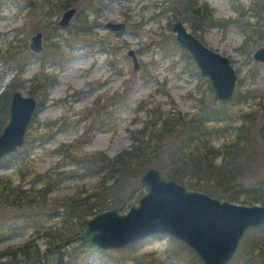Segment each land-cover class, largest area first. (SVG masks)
<instances>
[{"label": "rangeland", "instance_id": "374dc122", "mask_svg": "<svg viewBox=\"0 0 264 264\" xmlns=\"http://www.w3.org/2000/svg\"><path fill=\"white\" fill-rule=\"evenodd\" d=\"M30 1L0 0V94L14 78L17 90L29 95L30 85L25 80L39 73L56 76V83L48 90V97L36 115L41 123L38 131L46 133V136L41 141H35L28 151L37 172L44 173L53 168L60 160V156L54 152L57 145L78 139L83 134V127L90 122L94 124L95 134L84 149L101 151L112 157L130 146V131L142 126L147 118V109L160 108L164 112L180 111L183 114H190L201 104L211 107L218 104L212 88L209 89V80L200 75L195 63H188L185 58L172 51L171 41L172 38L175 41V38L171 25L180 17L172 15L167 0H102L105 8L95 21L93 31L98 36L105 37V40L92 46L81 44L74 36L75 17L81 7L78 2L85 3L86 0H70L69 8L74 7L76 13L65 28L57 26L64 10L45 13V9L34 8L35 3L31 5ZM46 1L53 3L63 0ZM204 1L213 9L214 17L220 19L236 18L239 14L236 6L241 4L247 10L251 2V0ZM88 20H93V16H88ZM126 20L131 24L129 25ZM244 20L258 23L254 27L256 28L254 37L259 38L261 35L263 41L260 45L243 46L246 37L244 27L233 23H228L225 27L215 24L202 32L200 38L207 46L230 58L238 76L233 96L243 99L244 95L248 94L253 98L240 104L244 110L251 111L255 108V102L264 95V64L252 58L255 49L264 46V8L259 19L248 12L240 22L243 24ZM50 21L56 23L58 30H53L49 26ZM108 21L124 22L126 29L122 32L107 30L105 24ZM183 22L190 31L188 22ZM259 29L261 34L257 33ZM38 31L42 33V50L34 53L30 50L29 43L31 36ZM15 36L24 39L28 54L18 52L20 48L17 47ZM51 40L61 45L63 54L52 55L47 51L46 45ZM113 44L120 46V49L114 52ZM130 49L135 51L139 63L138 70L133 69L131 58L127 55ZM247 51L250 52V58L246 54ZM48 53L50 56L46 55ZM18 66H24L23 73L19 76ZM81 116H87L88 119L80 120ZM106 116L110 117L105 119L106 128H103L101 124ZM260 116H264V108L257 118ZM7 121L8 116L4 125ZM64 122L71 123L64 125L63 129L52 136L55 126ZM233 122L235 126L240 124L235 119ZM169 142L170 146L176 144L174 138ZM220 142L221 140L214 141V145L218 146ZM22 150L21 147L17 152ZM14 168L0 164V175L12 174ZM70 168L64 166L59 169ZM239 178V183L246 186L264 180V151L254 155L251 161L246 163ZM98 180V177L91 175L67 177L50 198L60 199L76 195L91 189ZM182 185L189 190L187 184ZM138 190L142 191L143 195L148 191L140 181ZM240 197L247 198L243 194ZM138 200H125L120 205H111L105 210L114 208L119 214H123L128 211L132 202V206L137 205ZM53 208L51 205L50 209ZM9 213L11 212L6 210L0 211V220ZM56 220L52 219L50 224H55ZM83 228L84 226L77 229L78 234ZM32 235L31 230L13 235L0 241V249L19 246ZM76 236L58 254L51 256L49 264H57L60 253L65 255L63 264H149L148 259L157 264H184L169 256L168 248H174L172 237L169 235L110 249H98L88 242L77 239ZM37 242L44 250L45 245L41 237ZM247 248V243H239L228 264H262L263 256L257 251L246 260L250 255ZM143 253L149 255L141 257ZM70 254H77V258L73 259ZM189 258L194 259V255H190ZM9 260L3 258L0 262Z\"/></svg>", "mask_w": 264, "mask_h": 264}, {"label": "trees", "instance_id": "16d2710c", "mask_svg": "<svg viewBox=\"0 0 264 264\" xmlns=\"http://www.w3.org/2000/svg\"><path fill=\"white\" fill-rule=\"evenodd\" d=\"M167 1L172 15L187 21L190 31L199 38L202 32L215 24L225 27L228 23H233L244 27L246 37L243 46H258L263 41L261 35H258L259 38L254 37L257 22L244 20L242 24L240 19L247 16L248 12L259 19L264 0H251L247 10L239 4L236 6L239 14L233 19L215 18L213 9L204 0ZM30 3H35L34 8L45 9V13L50 14L69 8L71 2L31 0ZM78 3L81 7L75 17L74 31L77 41L86 46L103 42L105 37L98 36L93 29L105 4L102 0ZM88 16H93V20H88ZM49 26L58 30V25L53 21L49 22ZM168 28L170 29V25ZM257 33L261 34L260 29ZM15 41L20 48L18 52L29 53L24 39L15 36ZM171 42L173 52L185 58L188 63L194 62L188 52L173 38ZM112 47L114 52L120 49L117 44ZM46 48L52 55H61L64 52L61 45L53 40ZM49 53L46 55L50 56ZM246 54L250 58V52L247 51ZM23 69L24 66H18V76L23 73ZM25 81L30 85L28 94L37 99V112L27 127L23 150L0 160L4 167H15L12 174L0 175V211L11 212L0 220V241L29 230L33 235L19 246L0 249V260L10 259L0 264H12L13 261L49 264L51 256L58 254L73 241L78 234L77 229L84 226L88 216L95 215L111 205H120L125 200H138L143 195V192L138 190L140 178L150 167H157L166 179L187 184L192 191L204 192L217 199L234 203L264 204V180L248 186L239 183L246 163L251 161L254 155L264 151V116L257 118L264 108V95L255 102V108L251 111L240 107L241 103L253 99L248 94L244 95L243 99L232 96L230 100L218 101L215 107L201 104L190 114L180 111L164 112L160 108L147 109V118L142 126L130 131V146L112 157L101 151L84 149L95 134L94 124L90 122L83 127V134L78 139L71 143L58 144L54 152L60 156V160L53 168L39 173L29 158L28 151L35 141H41L46 136V133L38 131L41 123L36 115L48 97V90L56 83V76L39 73ZM16 85L14 78L0 94V131L8 116L11 91L18 89ZM109 117L104 118L101 127L106 128L105 119ZM82 119L88 118L81 116L80 120ZM234 119L240 122L238 126L233 124ZM70 123L56 125L51 135ZM173 138L176 144L170 146L169 141ZM219 140L220 144L215 146L214 141ZM64 166L71 168L59 169ZM86 175L99 179L91 189L60 199L50 198L65 178ZM242 194L247 198L241 199ZM51 205L53 209H50ZM52 219H57L53 225L50 224ZM39 237L45 245L44 250L37 242ZM171 241L174 248L169 247L168 251L173 260L182 261L184 264H203L186 244L174 237ZM239 243H247V252L250 255L246 260L256 251L264 257V224L248 228ZM147 255L149 253H143L141 257L145 258ZM190 255H194V259H190ZM64 256L60 253L57 264H63ZM70 256L77 258V254ZM148 262L157 264L152 259H148Z\"/></svg>", "mask_w": 264, "mask_h": 264}, {"label": "water", "instance_id": "95a60500", "mask_svg": "<svg viewBox=\"0 0 264 264\" xmlns=\"http://www.w3.org/2000/svg\"><path fill=\"white\" fill-rule=\"evenodd\" d=\"M75 13L74 7L67 8L57 25L67 27ZM105 28L122 32L126 24L108 21ZM171 30L176 43L188 52L200 75L209 80L214 99L230 100L238 79L230 58L207 46L181 19L172 23ZM29 48L34 53L42 50L41 32L31 36ZM127 55L133 69L138 70L135 51L130 49ZM252 58L264 64V46L256 48ZM37 104L31 95H24L20 90L12 92L8 121L0 133V160L23 146ZM140 182L148 191L137 205L123 214L114 208L96 213L85 221L83 231L76 238L98 249H110L169 235L192 249L203 264H228L246 230L264 224V204H238L204 192L189 191L175 180L164 178L155 167L148 168Z\"/></svg>", "mask_w": 264, "mask_h": 264}]
</instances>
